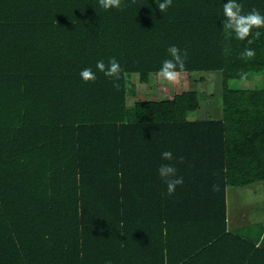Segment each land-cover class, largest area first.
<instances>
[{
    "label": "trees",
    "instance_id": "1",
    "mask_svg": "<svg viewBox=\"0 0 264 264\" xmlns=\"http://www.w3.org/2000/svg\"><path fill=\"white\" fill-rule=\"evenodd\" d=\"M227 2L0 0V264H264V241L227 225V187L264 181V83L231 85L264 76V28L226 37ZM237 2L264 15V0ZM172 45L184 71L222 72V117L189 118L196 90L136 91L131 75L149 84ZM112 57L119 90L96 68Z\"/></svg>",
    "mask_w": 264,
    "mask_h": 264
},
{
    "label": "rangeland",
    "instance_id": "2",
    "mask_svg": "<svg viewBox=\"0 0 264 264\" xmlns=\"http://www.w3.org/2000/svg\"><path fill=\"white\" fill-rule=\"evenodd\" d=\"M262 78L264 76L254 75L251 80L235 79L231 85L243 89L253 88L264 83ZM131 80L136 86V91L148 99L172 97L183 90H196L199 107L189 113L190 119L219 116L221 113L223 75L219 70L184 71L178 84L169 83L157 74L152 75L149 84L141 82L136 73L131 75ZM135 99L136 96L129 95L128 103L133 104ZM228 192L231 229L250 237L259 236L264 229V181L231 187Z\"/></svg>",
    "mask_w": 264,
    "mask_h": 264
},
{
    "label": "clouds",
    "instance_id": "3",
    "mask_svg": "<svg viewBox=\"0 0 264 264\" xmlns=\"http://www.w3.org/2000/svg\"><path fill=\"white\" fill-rule=\"evenodd\" d=\"M156 3L160 12L164 13L172 5V0H163V2L156 0ZM99 5L105 10L112 8L120 10L122 9V0H99ZM223 16V29L226 37L234 33L235 38L241 41L247 40L248 44H252L254 40L261 36L260 31L257 30L253 32L254 29L264 28V15L256 8L244 13V8L241 3H238L237 0H228L227 3L223 4ZM167 51L171 59L163 61L157 76L169 83L178 84L181 79V74L185 69L187 51L185 50L183 54H181V50L176 45L170 46ZM242 55L245 59L250 60L255 57V50L246 48ZM96 68L106 77L111 78L114 81L113 86L119 90L120 84L116 81L121 79L122 68L115 57L110 58L107 65L103 60L97 61ZM80 76L85 83H95L97 79V74L92 68L83 69L80 72ZM161 157L168 161L174 159L171 151L162 152ZM175 159L181 163L183 162V157H177ZM158 174L166 184L167 194L169 196L175 194L177 186H182L184 184V178L177 175V168L171 163L162 164L158 169ZM214 190H216L215 186Z\"/></svg>",
    "mask_w": 264,
    "mask_h": 264
},
{
    "label": "crops",
    "instance_id": "4",
    "mask_svg": "<svg viewBox=\"0 0 264 264\" xmlns=\"http://www.w3.org/2000/svg\"><path fill=\"white\" fill-rule=\"evenodd\" d=\"M219 117H222V111L221 113L219 114ZM200 119V118H199ZM231 187H237V186H229L227 187V225H228V230L231 231V232H235V233H239V232H236V231H233L230 227V222H229V216H228V207H229V203H228V189H230ZM239 234H242V233H239ZM253 239H256L258 240V243H261L264 241V229L261 231L260 235L259 236H255V237H252Z\"/></svg>",
    "mask_w": 264,
    "mask_h": 264
}]
</instances>
